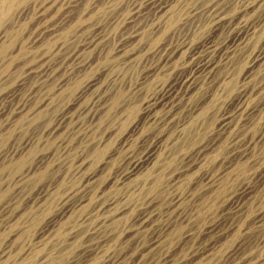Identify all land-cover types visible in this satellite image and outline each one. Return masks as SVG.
Here are the masks:
<instances>
[{"label":"rangeland","instance_id":"1","mask_svg":"<svg viewBox=\"0 0 264 264\" xmlns=\"http://www.w3.org/2000/svg\"><path fill=\"white\" fill-rule=\"evenodd\" d=\"M144 1L23 0L2 17L0 264H244L247 258L264 264V63L255 74L250 69L257 55L264 61V8L244 14L251 0H213L230 15L254 22L252 33L223 59L215 80L201 81L200 90L181 100L169 120L161 106L157 119L148 117V104L177 76L198 73L196 63L226 30H214L211 12L205 10L209 0H173L164 17L149 15L129 23L135 6ZM139 24L144 35L132 41ZM95 34L101 38L84 47ZM174 46L183 50L182 56L166 63L164 49ZM79 57L85 67L77 64L82 63ZM48 64L56 73L46 80L36 71ZM90 82L95 85L80 106L85 102L81 107L92 112L81 113L80 106L66 112ZM18 101L27 104L26 115L15 121ZM242 102L255 110L236 125L239 117L233 112ZM100 104L105 110L99 111V121L91 115ZM35 105L43 113H35ZM32 107L35 112L29 113ZM64 113L72 118L51 136ZM230 114L235 126L226 132L221 126ZM156 144V158L135 170ZM43 155L50 156L52 166L17 182V175ZM244 186L252 194L240 198ZM79 199L83 203L69 211L55 227L58 231L45 233ZM115 212L114 220L105 219ZM149 212V222L139 226ZM165 225L170 229L164 232ZM155 237L160 238L151 243Z\"/></svg>","mask_w":264,"mask_h":264},{"label":"bare ground","instance_id":"2","mask_svg":"<svg viewBox=\"0 0 264 264\" xmlns=\"http://www.w3.org/2000/svg\"><path fill=\"white\" fill-rule=\"evenodd\" d=\"M21 1H23V0H0V22H1V20H2V17L4 16V14H5V12L7 13V11H9V10H11V8H13V6L16 4V3H18V2H21ZM172 2H173V0L171 1V0H145L144 2H142V3H140V4H138V5H136L135 6V11H134V9H133V14H132V16L130 15V20H129V18H128V20H129V23H135V21H136V19L139 17V18H145V17H147V16H149V15H153V16H155V17H158V18H161V16L162 17H164L166 14H167V9L168 8H170L171 7V4H172ZM206 2V1H205ZM217 2L218 1H213V0H209V3H208V6H207V8L205 9V10H207V12H211V16L213 17V22H214V30L215 29H221V30H226V36L225 37H223L221 40L219 39V40H217V41H214V42H211L209 45H208V49H207V51H206V53H205V55L196 63V65H195V67H196V69H197V71H198V73H193V72H191V73H189V74H183V75H180L179 77L177 76L176 78L177 79H175V80H173V82H171L169 85H168V87H166V89H165V91L163 92V93H161L160 95V97H158L156 100H155V102H153V103H149L148 105L150 106L149 108V110H146L147 111V115H148V117H152L153 119H157L158 117H157V115H156V111H157V109L161 106V108H165L167 111V113H165V116L167 117L166 119H172L171 117L174 115V112H175V110L176 109H178L179 108V106H180V104L182 103V101L181 100H186V99H189V97L193 94V93H195V91H197L199 88H201V84H200V82L201 81H204V80H208V79H211V78H214V76H215V73H216V71L219 69V67H220V65L224 62V60L223 59H228V58H230L231 57V55L232 54H234L235 52V50L236 49H238L246 40H247V38H248V36L252 33V29H253V27H254V22H249V21H243L242 19H240L239 17H234V15H230V13L229 12H227V11H224V10H222V9H220V8H218L217 7ZM207 4V3H206ZM16 5H18V4H16ZM22 5V4H21ZM264 8V0H251V1H249V2H247V4H245V7L243 8V13L244 14H247V13H250L251 11H255V9L257 8V9H260V8ZM22 8V7H21ZM169 10V9H168ZM169 12H170V10H169ZM201 13V12H200ZM208 15V14H207ZM239 15H241V13L239 14ZM243 15V14H242ZM243 17V16H242ZM246 17V16H245ZM66 19H68V18H66ZM261 19V18H260ZM259 19V20H260ZM258 20V21H259ZM61 22V21H60ZM137 22V21H136ZM256 25V24H255ZM61 27V26H60ZM57 29V28H56ZM142 29H143V26L142 25H137V26H135L134 27V31H133V33L131 34V40L132 41H134V40H138L139 38H141L143 35H144V33L142 32ZM98 30V29H97ZM46 34V33H45ZM58 34V33H57ZM97 34V33H96ZM96 34H95V36H96ZM4 36H5V33H3L2 32V34L0 33V42L2 41V39L4 38ZM43 37V36H42ZM45 37V36H44ZM229 37H231V40L229 41ZM99 38H101V37H98V36H96V37H94L93 39H91L90 40V42L88 43V44H84L85 46L84 47H86L87 45L89 46V44H92L93 45V43H96L95 41H97V40H99ZM89 41V40H88ZM127 45V44H126ZM125 45V46H126ZM230 45H232V46H235L233 49L231 48V46ZM91 46V45H90ZM64 47V46H63ZM59 49V48H58ZM197 49V48H196ZM126 50V49H125ZM206 50V49H205ZM68 51V50H67ZM64 52V51H63ZM183 52V50L180 48V47H178V46H174V47H165V49H164V53H163V60L167 63V62H172V63H174V62H177L176 60L177 59H179L182 55H181V53ZM189 52H190V50H189ZM49 53V52H48ZM82 53V52H81ZM136 53V52H135ZM193 53H196V52H193ZM78 54V53H77ZM191 54H192V52H191ZM55 55V54H54ZM202 55V54H201ZM189 56V55H188ZM50 57V56H49ZM75 58H77V57H75ZM75 58H74V60H75ZM80 58V57H79ZM185 58V57H184ZM263 58V55H257L256 57H254V59L252 60V62H251V66H250V69H251V72H252V74H255V73H257V69L258 68H260L262 65H263V63H264V61L262 62L261 61V59ZM81 59V58H80ZM44 60V59H43ZM71 60V59H70ZM78 61V60H77ZM81 61H82V59H81ZM223 61V62H222ZM48 62V61H47ZM60 62V61H59ZM79 62H80V60H79ZM84 60L82 61V63L80 62V63H77L79 66H82L84 63ZM190 62V61H189ZM67 63V62H66ZM87 63H85L84 65H86ZM38 65H39V63H38ZM41 65V64H40ZM47 65V64H46ZM49 65V64H48ZM77 65V66H78ZM83 65V66H84ZM35 66H37V65H35ZM45 66V65H44ZM43 66V68L41 69V68H39V69H41V70H38V71H36V73L38 74V76L39 77H47L46 78V80L47 79H50V76L52 75H54V73H56V68L55 67H53V66H48V67H44ZM65 66V65H64ZM82 66V67H83ZM85 67V66H84ZM36 68V67H35ZM33 69V68H32ZM78 69V68H77ZM28 70H31V69H28ZM37 70V69H36ZM34 71V70H33ZM58 71V70H57ZM196 71V72H197ZM35 73V72H34ZM48 73V74H47ZM59 74V73H58ZM182 74V73H181ZM251 74V73H250ZM68 75H69V73H68ZM216 77V76H215ZM25 78V77H24ZM58 78V77H57ZM56 79V78H55ZM21 80H24V79H21ZM21 80L19 81V82H21ZM61 80H62V78H61ZM72 80V79H71ZM211 80H215V78L214 79H211ZM35 81V80H34ZM60 81V80H59ZM94 81V80H93ZM210 81V80H209ZM96 83H97V81H95ZM95 82H90V83H87V85L86 86H84L83 88H81L80 89V91L76 94V96H75V98L70 102V103H68V109H67V111L66 112H71L72 110H74V109H76V110H78V107L80 106V104L83 102L82 100H83V98L85 97V95L87 94V92H89L90 90L89 89H91V88H93V86L95 85ZM22 83V82H21ZM24 83V82H23ZM53 83V82H52ZM56 83V82H55ZM68 83V82H67ZM27 84V83H26ZM98 84V83H97ZM21 85V84H20ZM53 85V84H52ZM21 86H23V84L21 85ZM40 86V85H39ZM42 86V85H41ZM55 86V85H54ZM65 86V85H64ZM19 87V86H18ZM48 87V86H47ZM66 87V86H65ZM247 87V86H246ZM20 88V87H19ZM21 88H23V87H21ZM20 88V89H21ZM40 88V87H39ZM44 88V87H43ZM260 88H262V87H260ZM57 89V88H56ZM96 89V88H95ZM245 89V88H244ZM243 89V90H244ZM250 89L251 90H255V87L254 86H252L251 85V87H250ZM164 90V89H163ZM200 90V89H199ZM249 90V88L248 89H246V91H248ZM162 91V90H161ZM96 92V91H95ZM95 92H94V94H95ZM250 93V92H249ZM8 95H9V93H7ZM11 94H13L14 95V93H11ZM97 94H99V93H97ZM96 94V95H97ZM88 95V94H87ZM90 95V94H89ZM96 95H95V97H96ZM11 96V95H10ZM15 96V95H14ZM94 96V95H93ZM9 97V96H8ZM12 97V96H11ZM10 97V98H11ZM155 97V96H154ZM157 97V96H156ZM155 97V98H156ZM4 98V97H3ZM22 98V97H21ZM23 98H24V96H23ZM98 98V97H97ZM191 98V97H190ZM242 98V97H241ZM6 99V98H5ZM4 99V100H5ZM26 99V98H25ZM24 99V100H25ZM37 99V98H36ZM45 99V98H44ZM154 99V98H153ZM8 100V99H7ZM11 100V99H10ZM18 100V99H17ZM21 100V99H20ZM23 100V99H22ZM21 100V101H22ZM31 100V99H30ZM41 100V99H40ZM92 100H93V98H92ZM98 100V99H97ZM3 101V100H2ZM13 101V100H12ZM26 101L27 100H25V102L24 103H26ZM82 101V102H81ZM42 102V101H41ZM43 102H44V100H43ZM91 102V101H90ZM89 102V103H90ZM101 102H102V100H101ZM241 102V101H240ZM20 103H23V102H20ZM27 103H30V102H27ZM32 103V102H31ZM47 103V102H46ZM85 103V102H84ZM83 103V104H84ZM95 103H97V102H95ZM0 104H1V102H0ZM4 104V103H3ZM35 104V103H34ZM42 104V103H41ZM82 104V105H83ZM86 104H88V103H86ZM85 104V105H86ZM98 104V103H97ZM2 105V104H1ZM26 105L27 104H22V106L21 105H19V101H18V105H16V106H19V107H16L17 109H16V111H15V113H14V111H12L14 114H15V118H13V119H16L15 121H18L20 118H21V116L22 115H26V114H23L24 113V111H25V108H26ZM38 105H40V104H38ZM49 105V104H48ZM65 105V104H64ZM81 105V106H82ZM90 105V104H89ZM96 105V104H95ZM95 105H91V106H95ZM237 105V104H236ZM3 106V105H2ZM30 107L32 106V105H29ZM36 106V105H35ZM34 106V107H35ZM80 106V107H81ZM97 106V105H96ZM100 106H101V104H100ZM0 108H2V107H0ZM15 108V107H14ZM29 108V107H28ZM40 108H41V106H39V109H38V107L36 106V108L34 109L35 111H37V112H35V111H33L32 109H33V107L31 108V109H28V112H29V110H30V112L29 113H33V112H35V113H43V112H41V111H43V110H40ZM82 108V107H81ZM98 107H96V109L93 111V113H92V115H91V117H92V119H95V120H101L100 118H99V111L100 110H105V105L104 106H101V107H99L98 109H97ZM4 109V108H3ZM6 109V108H5ZM4 109V110H5ZM80 109V108H79ZM86 109H89L90 111L89 112H92V110H93V108L92 109H90L88 106H86V107H84V108H82V111H81V113L83 112V111H85ZM0 110H2V109H0ZM13 110V109H12ZM32 110V111H31ZM40 110V111H39ZM255 110V109H254ZM253 109L252 110H250L249 109V105L248 106H244V103L242 102V103H239L238 105H237V109L233 112L234 114H235V116H236V118L237 117H239V122H237L236 123V125H238L240 122H244L246 119H247V117L251 114V113H253V111H254ZM6 111V110H5ZM80 111V110H79ZM88 111V110H87ZM159 111V110H158ZM27 112V111H26ZM25 112V113H26ZM27 112V113H28ZM164 112H165V110H164ZM0 113H3V111H0ZM6 113V112H5ZM34 113V114H35ZM79 113V112H78ZM232 113V114H233ZM39 114V115H40ZM69 113H64L63 115H62V118H61V115H60V119L62 120L61 121V123H58L57 125H53V128L51 129V136H52V134H57L60 130H62V126H61V124L64 122V120H70L71 118H72V116H69L68 115ZM157 114H158V112H157ZM228 114V113H227ZM32 116V115H31ZM36 116H37V114H36ZM35 116V117H36ZM79 116H81V115H79ZM233 116L234 115H226V117H225V119H223L224 121H223V123H222V126H221V130H222V128H224L223 130L224 131H228V130H231L235 125H233ZM23 117V116H22ZM34 117V116H33ZM32 117V118H33ZM24 118V117H23ZM235 118V117H234ZM59 119V120H60ZM169 119V120H170ZM11 121V120H10ZM14 121V122H15ZM32 121V120H31ZM24 122V121H23ZM30 122V121H29ZM222 122V121H221ZM15 124V123H14ZM241 125H242V123H241ZM83 126V125H82ZM240 126V125H239ZM65 127V126H64ZM63 127V128H64ZM81 127V126H80ZM241 127V126H240ZM68 129V128H67ZM74 130V129H73ZM71 131V130H70ZM50 132V131H49ZM68 134V133H67ZM211 134H213V133H211ZM228 134V133H227ZM240 134V133H239ZM238 134V135H239ZM2 135V134H1ZM76 135V134H75ZM78 135V134H77ZM237 135V136H238ZM147 136V135H146ZM145 136V137H146ZM219 136V135H218ZM67 137V136H66ZM71 137V136H70ZM239 137V136H238ZM237 137V138H238ZM241 137V136H240ZM260 137H262V136H260ZM88 138V137H87ZM236 138V137H235ZM65 139V138H64ZM232 139V138H231ZM29 140V139H28ZM261 140H262V138H261ZM94 141V140H93ZM93 141H92V143H93ZM29 142V141H28ZM36 142V141H35ZM87 142V141H86ZM88 143V142H87ZM89 143H91V142H89ZM153 144V143H152ZM231 144V143H230ZM62 145V144H61ZM157 145V144H156ZM156 145L154 146V147H151V148H149V149H147L146 150V152H145V154L143 155V157L141 158V160H139V161H137L136 163H135V170L138 168H140V167H144V165L146 166L147 164H148V166H149V164L156 158V153L158 152V148H159V146L158 147H156ZM30 146V145H29ZM91 146V145H90ZM24 147H26V146H24ZM23 147V148H24ZM165 147V146H164ZM21 148V147H20ZM22 148V149H23ZM56 148V147H55ZM158 149V150H157ZM16 150H18V149H16ZM31 150V149H30ZM203 150V149H202ZM23 152V151H22ZM243 153V156L245 155V151L244 152H242ZM77 154V153H76ZM159 154V153H158ZM240 154V153H239ZM8 155V154H7ZM56 155V154H55ZM58 155V154H57ZM241 155V157H242V154H240ZM139 156V155H138ZM50 156L48 155V156H42L41 157V159H39V158H37V159H39V161L35 164L34 162H33V164H35L34 166L33 165H31L27 170H25V172H22V173H19V175H17V178H16V181L17 182H20V181H24V179L26 178V177H28L29 176V174L30 173H32V172H34V171H36V170H40V168H45V167H47L48 165H49V163L51 162V161H49L48 162V160L50 159L49 158ZM49 158V159H48ZM56 160H58V159H56ZM54 161V160H53ZM84 161V160H83ZM131 161H133V160H131ZM135 162V161H134ZM193 162V161H192ZM200 162V161H199ZM82 163V162H81ZM52 164V163H51ZM196 165V164H195ZM50 166H52V165H50ZM50 166H48V167H50ZM81 166V165H80ZM2 167V166H1ZM192 167V166H191ZM196 167V166H195ZM58 168V167H57ZM49 169H51V168H49ZM42 170V169H41ZM140 170H141V168H140ZM130 171V170H129ZM133 172V171H132ZM134 173V172H133ZM132 173V174H133ZM131 174V173H130ZM131 174V175H132ZM131 175H130V177H131ZM96 176V175H95ZM90 177H92V176H90ZM98 177V176H97ZM14 178V179H15ZM90 179H92V178H90ZM98 180V179H97ZM11 185V184H10ZM87 185V184H86ZM92 185V184H91ZM24 186V185H23ZM89 186H90V184H89ZM98 186V185H97ZM87 187V186H86ZM92 187V186H91ZM19 188V187H18ZM97 188V187H96ZM22 189V188H21ZM94 189V188H93ZM3 190V189H2ZM22 191V190H21ZM20 191V192H21ZM65 191V190H64ZM15 193V192H14ZM78 193V192H77ZM76 193V194H77ZM90 193V192H89ZM16 195H18L17 193H15ZM21 194V193H20ZM70 194V193H69ZM88 194V193H87ZM252 194V189H251V187H248V186H244V188L243 189H241L240 190V192H239V196H240V198H242L243 196H244V198L245 197H247V196H250ZM83 195H84V193H83ZM76 196H78V195H76ZM75 196V197H76ZM81 196H82V194H81ZM93 196V195H92ZM79 197V196H78ZM20 198V197H19ZM25 198V197H24ZM66 198V197H65ZM68 198V197H67ZM70 198V197H69ZM73 198V197H72ZM12 199H14V198H12ZM82 199H83V197H82ZM80 200L79 199V201H77L76 202V204H72V205H70V206H67L66 208H64L56 217V219L53 221L54 222V224L52 225V229L49 227L48 229L49 230H45V233L46 232H50V233H52L53 232V234L54 233H56L57 231H58V229H56L57 227L56 226H58V225H60V222H61V220L68 214V213H70L69 211L74 207V206H77V205H81L82 203H83V200ZM102 199V198H101ZM109 199V198H108ZM114 199V198H113ZM177 199V198H176ZM175 199V200H176ZM112 200V199H111ZM168 200V199H167ZM149 201V200H148ZM74 202V201H73ZM72 202V203H73ZM111 202V201H110ZM116 203H117V200L115 201ZM119 202V201H118ZM109 203V202H108ZM107 203V204H108ZM115 203V204H116ZM175 203H177V202H175ZM65 204V203H64ZM96 204V203H95ZM14 205V204H13ZM15 206V205H14ZM61 206V205H60ZM96 206V205H95ZM101 206V205H100ZM104 206H106V205H104ZM8 207V206H7ZM10 208V207H9ZM76 208V207H75ZM79 208V207H78ZM62 209V208H61ZM113 209H114V207H113ZM112 209V210H113ZM166 209V208H165ZM119 210H120V208H119ZM147 209H145V211H146ZM72 211V210H71ZM94 211V210H93ZM101 211H103V210H101ZM144 211V210H143ZM171 211V210H170ZM111 212V211H110ZM123 212V211H122ZM154 212V211H153ZM72 214V213H71ZM77 214V213H76ZM91 214V213H90ZM106 214V213H105ZM117 214H120V213H118L117 212ZM144 216L143 217H141L143 220L141 221V219H140V221H141V224L139 225V224H137V225H139V226H145L144 224L145 223H147V222H149V220L151 219V217H152V212L150 213L149 212V214H147V213H144L143 214ZM168 215V214H167ZM5 216V215H4ZM7 216H8V214H7ZM10 216V215H9ZM8 216V217H9ZM83 216V215H82ZM103 216V215H102ZM117 215H116V212H115V214H111L108 218L106 217L105 219L108 221L109 220V222H111L112 220H114L115 219V217H116ZM118 216H120V215H118ZM123 216V215H122ZM141 216V215H140ZM94 217V216H93ZM138 217V216H137ZM157 217V216H156ZM67 218V217H66ZM100 218V217H99ZM102 218V217H101ZM165 218V217H164ZM65 219V218H64ZM138 219V218H137ZM105 220V221H106ZM139 220V219H138ZM154 220V219H153ZM8 221V220H7ZM72 221V220H71ZM93 221V220H92ZM103 221V220H102ZM101 221V222H102ZM104 221V222H105ZM106 221V222H107ZM139 221V222H140ZM86 222V221H85ZM100 222V223H101ZM135 222V221H134ZM151 222V221H150ZM133 223V222H132ZM6 224V223H5ZM19 224V223H18ZM65 224V223H64ZM102 224V223H101ZM134 224V223H133ZM136 224V223H135ZM169 224V223H168ZM3 225H4V223H3ZM22 225V224H21ZM87 225V224H86ZM12 226V225H11ZM14 226V225H13ZM70 226V225H69ZM113 226V225H112ZM117 226V225H116ZM125 226V225H124ZM128 226V225H127ZM9 227V226H8ZM19 227V226H18ZM56 227V228H55ZM59 227V226H58ZM96 227V226H95ZM101 227H103V225L101 226ZM129 227H131V226H129ZM146 227H147V224H146ZM23 228V227H22ZM60 228V227H59ZM142 228V227H141ZM52 231H51V230ZM75 229H76V227H75ZM85 229V228H84ZM86 229H87V227H86ZM92 229V228H91ZM95 229V228H94ZM102 229V228H101ZM100 229V230H101ZM126 229V228H125ZM138 229H140V227H137L135 230H132V229H130V230H128V231H126V235H128V234H131V233H133L134 231H137ZM170 229V225L168 226V225H165L164 227H163V231L165 232V231H168ZM62 230V229H61ZM77 230V229H76ZM82 230V229H81ZM80 230V231H81ZM112 230H113V228H112ZM116 230V229H115ZM123 230H124V228H123ZM13 231H15V229H13ZM18 231V230H17ZM60 231V230H59ZM66 231V230H65ZM86 231V230H85ZM92 231V230H91ZM61 232V231H60ZM64 232V231H63ZM94 232V231H93ZM68 233V232H67ZM89 233V232H88ZM136 233V232H135ZM48 234V233H47ZM77 234H78V232H77ZM77 234L76 233H72L71 234V237H76L77 236ZM93 234V233H92ZM95 234H97L96 232H95ZM113 234H115V233H113ZM224 234V233H223ZM223 234H220V235H222L223 236ZM52 235V234H51ZM50 235V236H51ZM101 235V234H100ZM116 235V234H115ZM12 236V235H11ZM66 236V235H65ZM70 236V235H69ZM83 236V235H82ZM89 236V235H88ZM93 236V235H92ZM117 236H118V234H117ZM140 236V235H139ZM162 236V235H161ZM219 236V235H218ZM91 237V236H90ZM89 237V238H90ZM119 237V236H118ZM132 237V236H131ZM220 237V236H219ZM6 238V237H5ZM48 238H49V236H48ZM92 238V237H91ZM95 238V237H94ZM104 238V237H103ZM112 238V237H111ZM153 238V237H152ZM156 238V237H155ZM154 238V242H151V243H156L158 240H159V238L160 237H157L156 239ZM9 239V238H8ZM55 239V238H54ZM70 239V238H69ZM99 239V238H98ZM108 239V238H107ZM90 240V239H89ZM88 240V241H89ZM161 240V239H160ZM66 241V240H65ZM74 241V240H73ZM104 241H106V240H104ZM215 241V240H214ZM5 242H6V240H5ZM9 242V241H8ZM13 242V241H12ZM37 242V241H36ZM101 242H103V241H101ZM120 242V241H119ZM124 242V241H123ZM52 243V242H51ZM110 243V242H109ZM150 243V242H149ZM48 244V243H47ZM94 244V243H93ZM93 244H92V246H93ZM105 244V243H104ZM123 244V243H122ZM26 245V244H25ZM45 245V244H44ZM76 245V244H75ZM98 245V244H97ZM116 245V244H115ZM131 245V244H130ZM159 245V244H158ZM215 245V244H214ZM9 246V245H8ZM29 246V245H28ZM89 246V245H88ZM87 246V247H88ZM104 246V245H103ZM16 247V246H15ZM18 247V246H17ZM26 247V246H25ZM35 247V246H34ZM34 247H33V249H34ZM40 247V246H39ZM42 247V246H41ZM63 247V246H62ZM87 247H85V248H87ZM108 247V246H107ZM144 247V246H143ZM153 247V246H152ZM211 247V246H210ZM7 248L8 247H6V249H4V250H7ZM14 248V247H13ZM29 248V247H28ZM53 248V247H52ZM51 248V249H52ZM97 248V247H96ZM104 248V247H103ZM102 248V249H103ZM106 248V247H105ZM141 248V247H140ZM206 248H208V246L206 247ZM211 248H213V247H211ZM36 249V248H35ZM88 249V248H87ZM100 249V248H99ZM150 249V248H149ZM203 249V248H202ZM242 249V248H241ZM3 250V251H4ZM30 250H31V248H30ZM47 250H49V249H47ZM85 252L86 251H88V250H86V249H83ZM82 250V251H83ZM91 250V249H90ZM143 250V249H142ZM208 250H210V249H208ZM238 250H239V248H238ZM7 251H9V250H7ZM7 251H6V253H7ZM23 251V250H22ZM43 251V250H42ZM102 251H104V250H102ZM101 251V252H102ZM136 251V250H135ZM194 251V250H193ZM206 251V250H205ZM240 251V250H239ZM243 251V250H242ZM245 251V250H244ZM26 252H27V250H26ZM72 252V251H71ZM77 252V251H76ZM114 252V251H113ZM133 252H134V250H133ZM144 252V251H143ZM211 252V251H210ZM238 252V251H237ZM2 253V252H1ZM10 253V252H9ZM22 253V252H21ZM28 253V252H27ZM33 253V252H32ZM43 253V252H42ZM45 253H46V251H45ZM139 253V252H138ZM82 254V253H81ZM90 254H92V253H90ZM141 254V253H140ZM235 254V253H234ZM238 254V253H237ZM3 255V254H2ZM18 255V254H17ZM22 255V254H21ZM39 255V254H38ZM74 255H76V254H74ZM110 255V254H109ZM144 255V254H143ZM236 255V254H235ZM250 255V254H249ZM23 256V255H22ZM42 256V255H41ZM45 256V255H44ZM34 257V256H33ZM43 257V256H42ZM107 257V256H106ZM132 257V256H131ZM247 257H249V256H247ZM11 258V257H10ZM19 258V257H18ZM51 258V257H50ZM118 258V257H117ZM170 258V257H169ZM199 258V257H198ZM244 258V257H243ZM21 259V258H20ZM71 259V258H70ZM248 259V258H247ZM247 259H245V260H243V262H244V264H254L253 262H251V261H248ZM263 259V258H262ZM2 260V259H1ZM168 260V259H167ZM254 260V259H253ZM252 260V261H253ZM3 261V260H2ZM1 261V262H2ZM13 261V260H12ZM15 261V260H14ZM14 261H13V263H14ZM16 261H17V258H16ZM240 261V260H239ZM262 261V260H261ZM52 262V261H51ZM72 262V261H71ZM255 262V261H254ZM9 263V262H8ZM11 263V262H10ZM12 263V264H13ZM19 263V262H18ZM21 263V262H20ZM23 263V262H22ZM112 263H113V261H112ZM259 263H261V262H259ZM26 264V263H25ZM28 264V263H27ZM29 264H31V262L29 263ZM34 264V263H33ZM66 264V263H65ZM83 264V263H82ZM257 264V263H256Z\"/></svg>","mask_w":264,"mask_h":264}]
</instances>
